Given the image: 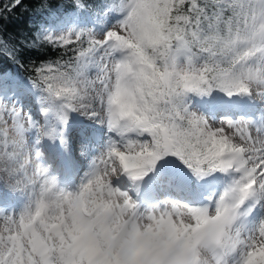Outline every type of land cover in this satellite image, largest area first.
I'll return each mask as SVG.
<instances>
[{
	"label": "snow or ice",
	"instance_id": "obj_1",
	"mask_svg": "<svg viewBox=\"0 0 264 264\" xmlns=\"http://www.w3.org/2000/svg\"><path fill=\"white\" fill-rule=\"evenodd\" d=\"M65 5L118 19L99 30L42 26L20 45L61 54L23 64L3 34L22 0H0V59L25 69L15 90L43 117L9 98L12 78L0 70V196L25 201L19 212L0 206V264H264V216L248 223L264 210V115L217 119L193 106L214 93L264 106V0ZM72 113L105 138L69 129ZM70 131L87 162L78 183ZM167 157L191 176L174 183L158 169ZM217 172L230 182L202 203L192 178Z\"/></svg>",
	"mask_w": 264,
	"mask_h": 264
},
{
	"label": "trees",
	"instance_id": "obj_2",
	"mask_svg": "<svg viewBox=\"0 0 264 264\" xmlns=\"http://www.w3.org/2000/svg\"><path fill=\"white\" fill-rule=\"evenodd\" d=\"M64 2H66V0H50L49 8L51 11H46L43 14H35L31 10L33 8V0H22L23 6H17L12 9L11 13L7 14V19L3 21L4 38L9 40L10 43L20 47L21 63L27 64L32 60L39 62L41 59L59 58L61 53L56 49L49 47L44 51H39L38 49L26 48L20 45L21 40L33 38L35 33L38 32L42 26L55 32L63 29L64 26L66 27L69 25L70 27H78L82 25L81 27H83L93 21V14L95 12H86L82 10L80 13H76L74 9L67 5L62 8L61 3ZM87 3L90 4L93 9L99 10L103 0H87ZM0 70L7 72L12 78L7 82L9 88L8 95L15 89V83H27L25 69L17 64H13L7 57L0 59ZM203 100H209V98ZM173 160L179 167L186 169L180 161L176 160L174 157Z\"/></svg>",
	"mask_w": 264,
	"mask_h": 264
},
{
	"label": "rangeland",
	"instance_id": "obj_3",
	"mask_svg": "<svg viewBox=\"0 0 264 264\" xmlns=\"http://www.w3.org/2000/svg\"><path fill=\"white\" fill-rule=\"evenodd\" d=\"M118 19V14H112L107 17L97 15L96 13L93 14V22L90 24L83 26V27H91L95 28L97 30L101 28H107L111 26L112 24L116 23V20ZM69 26V25H68ZM64 26L63 29H60L55 32H61V31H66L68 28H71L70 26ZM81 26V25H80ZM79 27V26H78ZM213 96L215 99L210 100L211 104L208 102L200 101L199 99H193V106L194 107H199V110L204 112L205 114H212L215 112V117L217 119L222 118L224 116L231 117L233 119H239L241 116H246L247 118H250L249 114H258V120L262 115H264V106L258 104V103H253L251 100H249L247 97H232L228 98L224 95H221L219 93H214ZM223 97L227 100V103L225 104V113L223 114L222 117H218V111L216 109L221 106V102L223 100L220 98ZM9 98L11 99H16L19 103L22 104V106L26 109H31L32 113L36 112V106L34 105V101L25 97V96H20L19 94H16V96H10ZM231 113V114H230ZM38 116L42 117V114L38 112ZM244 114V115H243ZM79 115L78 113H72L71 119L74 120L75 124L78 127H86L88 130L91 128H96L98 125L94 124L91 120H87L88 122H85L84 125H78L77 120L73 116ZM34 118L40 120L37 116H34ZM43 119V117H42ZM105 132V131H103ZM48 148V146H47ZM51 150V148H49ZM170 157L165 158L164 161H162L158 165V169H163L167 175L171 173L175 174V177L177 178L175 182L179 181L182 177L185 175L191 176V173L188 172V170L181 171L178 169V167L174 166L173 164V169L170 171H167V167H169L170 164ZM83 160V159H82ZM83 167L87 169V162L82 161ZM83 175V172H82ZM81 175V176H82ZM151 175V174H150ZM195 181L196 185V191L198 193V196H203V197H218L220 193L224 190V188L227 186V184L230 182V177L227 174L224 173H214L210 177H205L201 180H196L194 177L192 178ZM79 182V180H77ZM191 187V185H189ZM13 199L15 201L19 200L20 197L18 195H14ZM23 202L24 198H23ZM16 203H10L9 205H5L6 208L4 209L5 211L8 212V208L11 205H15ZM19 212V211H18ZM261 216H264V210L260 209L259 206L256 207V209L253 211V213L248 217V223L249 226H251L253 223L257 222Z\"/></svg>",
	"mask_w": 264,
	"mask_h": 264
},
{
	"label": "bare ground",
	"instance_id": "obj_4",
	"mask_svg": "<svg viewBox=\"0 0 264 264\" xmlns=\"http://www.w3.org/2000/svg\"><path fill=\"white\" fill-rule=\"evenodd\" d=\"M223 102V104H221V106L219 107L221 110L218 111V117H222L223 114L225 113V104L227 103V100L223 97H220ZM34 116H37L40 120H42V117H39L38 115V111L36 110L35 113H33ZM99 127V126H98ZM77 128V126L74 124V123H71L70 124V129H75ZM100 128V127H99ZM105 131L106 132V129H96V128H91L89 130V135L93 136V137H98L100 138L101 140L105 138ZM69 134L73 135L72 132L70 131ZM78 135V133L76 134ZM69 144H70V150H71V154H72V158H76L79 160V163H82V159L79 157V150H78V140L72 136L71 138H69ZM47 146L51 147L52 148V153H58L59 152V149H58V146L55 145V144H52L51 142H49L47 144ZM75 180V179H74ZM10 199L11 197L7 196V194H4L2 196H0V201H2L1 205H6L7 203L10 202Z\"/></svg>",
	"mask_w": 264,
	"mask_h": 264
}]
</instances>
